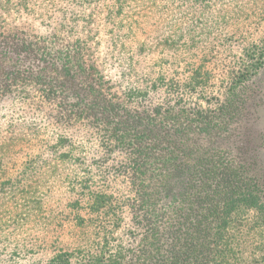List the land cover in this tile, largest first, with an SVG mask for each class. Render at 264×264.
<instances>
[{"label":"trees","instance_id":"trees-1","mask_svg":"<svg viewBox=\"0 0 264 264\" xmlns=\"http://www.w3.org/2000/svg\"><path fill=\"white\" fill-rule=\"evenodd\" d=\"M141 2L0 0V92L26 100L39 90L57 120L90 129L102 152L69 179L63 245L38 246L40 257L14 247L0 264H264V133L247 130L250 89L235 76L213 102L191 61L182 78L161 61L140 69L130 43ZM16 21L60 23L43 36ZM194 92L204 106L183 101ZM68 146L64 155L84 166Z\"/></svg>","mask_w":264,"mask_h":264},{"label":"rangeland","instance_id":"rangeland-1","mask_svg":"<svg viewBox=\"0 0 264 264\" xmlns=\"http://www.w3.org/2000/svg\"><path fill=\"white\" fill-rule=\"evenodd\" d=\"M144 1L143 13L132 21L130 43L139 68L157 70L161 61L164 73L176 72L182 78L191 61L209 77L205 85L213 102L232 78L245 79L241 83L250 89L253 111L247 117L248 133H264V0ZM39 23L14 24L19 30H27L24 26L29 24L30 32L48 36L60 21ZM169 38L176 43H166ZM139 43L146 49L136 53ZM246 69L248 74L242 76ZM115 71L107 67L104 73L115 78ZM26 83L31 89L39 87ZM202 95L194 92L183 101L204 106ZM49 105L39 90H32L26 100L0 92V259L4 252L14 254V247L32 248L34 256L40 257V248L63 245L70 223L69 179L102 156L90 129L65 125ZM59 136L68 139L63 147L56 146ZM68 143L78 147L74 155L81 154L84 166L64 155L69 153Z\"/></svg>","mask_w":264,"mask_h":264}]
</instances>
